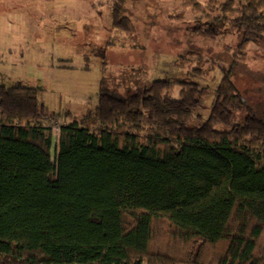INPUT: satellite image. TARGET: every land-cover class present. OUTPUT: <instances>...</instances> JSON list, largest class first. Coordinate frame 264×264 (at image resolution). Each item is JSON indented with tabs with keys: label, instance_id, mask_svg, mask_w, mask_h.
Wrapping results in <instances>:
<instances>
[{
	"label": "trees",
	"instance_id": "obj_1",
	"mask_svg": "<svg viewBox=\"0 0 264 264\" xmlns=\"http://www.w3.org/2000/svg\"><path fill=\"white\" fill-rule=\"evenodd\" d=\"M263 7L226 0L193 28L242 33L199 124L207 89L192 81L124 96L102 79L98 105L79 118L49 110L35 87L0 84V264H264V115L233 122L245 99L232 80L250 35L264 33ZM125 10L116 0L113 25L132 31ZM59 116L72 118L53 152L46 121Z\"/></svg>",
	"mask_w": 264,
	"mask_h": 264
},
{
	"label": "rangeland",
	"instance_id": "obj_2",
	"mask_svg": "<svg viewBox=\"0 0 264 264\" xmlns=\"http://www.w3.org/2000/svg\"><path fill=\"white\" fill-rule=\"evenodd\" d=\"M115 1L0 0V84L35 87L49 110L79 118L98 105L102 79L124 96L156 79L192 81L207 89L194 124L207 119L242 33L229 23L216 38L193 28L218 16L226 0H124L132 31L114 27ZM233 1L235 8L244 2ZM228 16L234 19L238 13ZM244 49L232 74L245 99L234 123L251 110L264 115V33L250 35ZM72 117L46 121L53 152L60 125ZM168 232L167 227L159 232V247H166Z\"/></svg>",
	"mask_w": 264,
	"mask_h": 264
}]
</instances>
